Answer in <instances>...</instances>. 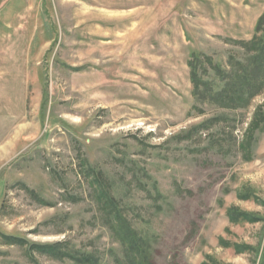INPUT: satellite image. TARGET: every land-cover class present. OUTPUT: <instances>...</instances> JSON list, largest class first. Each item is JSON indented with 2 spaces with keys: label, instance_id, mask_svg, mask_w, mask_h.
I'll list each match as a JSON object with an SVG mask.
<instances>
[{
  "label": "rangeland",
  "instance_id": "1",
  "mask_svg": "<svg viewBox=\"0 0 264 264\" xmlns=\"http://www.w3.org/2000/svg\"><path fill=\"white\" fill-rule=\"evenodd\" d=\"M263 12L264 0H0V264H80L45 245L123 264L92 178L157 264H259L264 91L247 108L198 103L189 61L219 83L212 63L244 60L238 42ZM233 205L262 220L231 223Z\"/></svg>",
  "mask_w": 264,
  "mask_h": 264
},
{
  "label": "trees",
  "instance_id": "2",
  "mask_svg": "<svg viewBox=\"0 0 264 264\" xmlns=\"http://www.w3.org/2000/svg\"><path fill=\"white\" fill-rule=\"evenodd\" d=\"M246 52V58L240 60L233 58L235 63L229 69L220 64L212 63L215 71L221 75L220 82L205 80L201 74V56L193 53L189 61L193 95L198 103L217 105L223 108H247L251 101L264 91V12L258 18L255 33L249 40L238 42ZM260 114L257 112V115ZM257 122V121H256ZM257 124V123H256ZM258 127V126H256ZM91 185L95 190L98 206L108 220L115 236L124 247L123 264H157L152 254L150 241L132 226L120 202L112 195L103 183L92 178ZM252 193H239L240 199L254 198ZM231 223L256 222L262 220L256 213L245 211L238 206H230L226 210ZM264 218V217H263ZM237 252L253 250L248 244L230 243ZM43 250L50 254L58 253L61 258H71L80 264H103L99 257L92 253L72 252L66 247L57 252L56 245H45ZM260 245L258 246V252ZM202 264H227L207 256ZM259 264H264V247Z\"/></svg>",
  "mask_w": 264,
  "mask_h": 264
}]
</instances>
